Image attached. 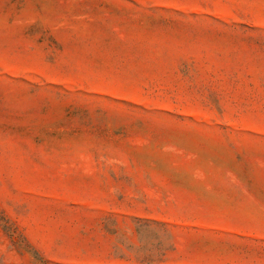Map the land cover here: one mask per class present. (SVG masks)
I'll return each instance as SVG.
<instances>
[{
	"label": "rangeland",
	"instance_id": "rangeland-1",
	"mask_svg": "<svg viewBox=\"0 0 264 264\" xmlns=\"http://www.w3.org/2000/svg\"><path fill=\"white\" fill-rule=\"evenodd\" d=\"M0 264H264V0H0Z\"/></svg>",
	"mask_w": 264,
	"mask_h": 264
}]
</instances>
